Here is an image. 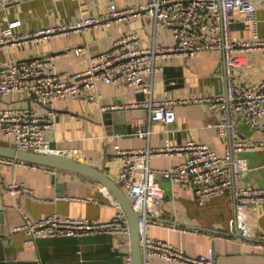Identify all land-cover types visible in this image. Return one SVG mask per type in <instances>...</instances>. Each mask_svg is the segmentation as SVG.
<instances>
[{"label": "crops", "instance_id": "0c3cea01", "mask_svg": "<svg viewBox=\"0 0 264 264\" xmlns=\"http://www.w3.org/2000/svg\"><path fill=\"white\" fill-rule=\"evenodd\" d=\"M149 0H27L0 8V38L10 22H17L14 33L31 35L39 31L54 30L62 26H74L84 19L107 12L112 4L125 7L142 4ZM260 35L264 38V3L259 5ZM233 36L248 39L251 26L243 22V16L235 13ZM139 34L143 47L175 45L173 31L156 28L149 18L136 19L112 26H91L83 29L54 33L27 43L0 47V61H22L33 57L53 55L57 69L68 75L87 70L92 58L111 48L113 42L124 34ZM77 49H84L77 54ZM221 52H199L193 57L173 56L167 60L164 73L154 78V96L159 99H192L214 96L226 91L225 68ZM245 65L238 72L237 82L264 80V51L247 52ZM163 64V60H157ZM219 70L221 74L216 75ZM142 93L124 85L98 84L95 91L98 105L87 104L81 98H67L55 103L59 117L56 128L48 132V140L55 149L106 172L120 183L122 163L116 157L115 146L122 149L159 148L166 139L178 146L190 141L206 143L218 153L225 154L234 140L254 142L264 140V130L252 128L245 119L230 118L234 127L220 135L212 125L222 119L206 103H187L176 107L174 124L149 123L146 109L112 111L119 113L113 120H105L101 108L104 104H127L141 100ZM21 103L15 94L0 99V111L12 104ZM29 103V102H28ZM33 107L34 105L31 104ZM36 108V107H35ZM44 115L47 108L38 106ZM126 118V124L123 119ZM137 118L145 124L138 125ZM127 125V134L117 130ZM121 126V127H120ZM148 131L145 137L135 135ZM0 137H2L0 135ZM0 143L5 144L0 138ZM234 156L248 160L249 170L242 182L248 187H264V147L254 150L234 151ZM185 154L155 155L150 162V177L162 187L165 200L161 203L157 226L151 227L154 238L173 243L187 254H205L213 247L220 264H264V240H245L236 234V204L227 196H218L205 205H199L193 194L178 183L164 178L158 169H168L182 163ZM141 174V172H140ZM56 178L53 181V178ZM18 183L30 191L12 194L10 186ZM60 186L61 188H57ZM126 191L128 189L126 188ZM106 188L93 178L60 169H35L30 164H7L0 162V232L7 236L6 245L18 261L30 264H124L131 252L130 237L123 235H97L83 238H41L36 244H26L27 235L18 228L29 218L40 220L52 213L62 217L110 221L118 207L111 202ZM181 224L195 225L212 232L189 229ZM249 225L264 234V202L257 204L249 215ZM171 227V228H166ZM178 229H174V228ZM208 233L213 236L205 235ZM260 245V246H259ZM81 252V254H79ZM81 259H84L81 262ZM152 264H180L161 258Z\"/></svg>", "mask_w": 264, "mask_h": 264}, {"label": "built area", "instance_id": "2783aa9c", "mask_svg": "<svg viewBox=\"0 0 264 264\" xmlns=\"http://www.w3.org/2000/svg\"><path fill=\"white\" fill-rule=\"evenodd\" d=\"M23 1L27 0H0V8ZM263 3L264 0H149L125 7L112 4L107 12L84 19L77 25L19 36L13 31L18 23L10 22L0 38V47L37 41L57 32H70L91 26H112L145 18H149L156 28L171 29L176 43L172 47H143L138 33L124 34L106 52L93 57L87 70L72 75L57 69L53 55L22 61H0V99L6 100L15 94L19 102L30 103H12L0 111L1 140L22 150L39 153L63 152L55 149L47 139L48 132L56 128L59 117L58 110L54 108L55 103L67 98H81L87 104L98 105L95 91L100 83L124 85L145 95V99L132 103L104 104L101 106L104 112L146 109L150 124L171 125L177 120L178 105L206 103L212 112L222 114L220 121L210 125L220 135L234 127L230 118L241 117L252 128L264 130V80L237 82L238 72L246 63V53L264 51V38L260 35L258 16L259 5ZM235 13L243 16V22L251 26V38L233 36ZM83 50L77 49L76 53L81 54ZM206 51H219L223 55L227 82L224 93L192 99H159L154 96V78L157 74L164 73V63L167 60L173 56L193 57ZM157 60H163V64H157ZM33 103L46 107L47 112L40 114L31 105ZM136 122L144 125L145 119L137 118ZM149 134L150 130L135 133L142 138ZM257 147H264V140L248 142L236 139L225 154L197 141L178 146L170 138L159 148L122 149L115 146L116 157L122 163L120 183L127 187L135 208L142 212L139 224L143 264H152V260L156 258L180 264H220L213 247L205 254H187L173 243L152 236L151 227L159 225L153 218L159 217L161 203L165 200L162 187L150 177V162L155 155L185 154L182 163L168 169H158L156 172L193 194L200 206L218 196L231 198L236 204V228L246 237L264 240V234L258 233L249 225L250 213L257 204L264 202V187H248L243 184V175L249 170L248 160L234 156V151L254 150ZM0 162L30 164L7 157H0ZM30 165L35 169H50ZM10 190L12 194L30 191L18 183L12 184ZM114 204L118 210L110 221L62 217L58 213H52L35 221L26 218L18 229L26 233V244L29 246L36 244L41 238H83L104 234L130 237L127 215L120 204L115 201ZM205 235L214 240L212 235ZM224 236L218 235L220 238ZM132 260L130 252L125 256L124 264H133Z\"/></svg>", "mask_w": 264, "mask_h": 264}, {"label": "water", "instance_id": "95a60500", "mask_svg": "<svg viewBox=\"0 0 264 264\" xmlns=\"http://www.w3.org/2000/svg\"><path fill=\"white\" fill-rule=\"evenodd\" d=\"M222 69L225 68L224 62L222 63ZM223 70H219L216 75L222 73ZM224 93V92H223ZM141 100L145 99V95L142 93ZM120 115L119 113H115L112 111H108L104 113L103 117L105 120H113V117L117 121L120 119L117 117ZM123 119V121L127 122ZM120 122V121H119ZM121 127V126H120ZM117 130V133L127 134V125ZM0 157H7L10 159H15L18 161H24L30 164L45 166L52 169H60L75 173H80L87 175L100 184H102L108 194L114 199L115 202L122 206L123 211L126 213L131 234H130V243H131V254H132V261L133 264H143L144 263V256H143V247L141 243V234H140V224L139 218L142 216V212L138 211L134 206V200L128 195V192L115 180H113L106 172L103 170L96 168L77 157L69 155L63 152H52V153H39L34 151L22 150L18 149L15 146L2 144L0 143ZM55 177L53 181H55ZM57 188H61L57 186ZM149 218H152L149 216ZM189 229L193 230H201L212 232V230L200 226L195 225H188V224H181ZM236 234H224L228 236H239L249 241H257L255 238L246 237L244 236L240 230L237 229ZM7 236L4 232H0V264H30V262L26 261H18L16 256L12 253V249L6 245Z\"/></svg>", "mask_w": 264, "mask_h": 264}, {"label": "rangeland", "instance_id": "374dc122", "mask_svg": "<svg viewBox=\"0 0 264 264\" xmlns=\"http://www.w3.org/2000/svg\"><path fill=\"white\" fill-rule=\"evenodd\" d=\"M21 105H30V103L28 102H22ZM33 105L37 108L38 105H36L35 103H33ZM47 139H48V136H47ZM127 188V187H126ZM126 188H124L126 190Z\"/></svg>", "mask_w": 264, "mask_h": 264}]
</instances>
